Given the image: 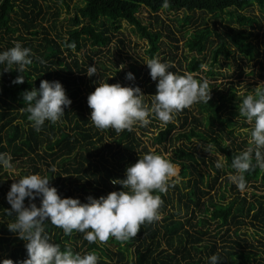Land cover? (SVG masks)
Returning <instances> with one entry per match:
<instances>
[{
    "label": "trees",
    "instance_id": "16d2710c",
    "mask_svg": "<svg viewBox=\"0 0 264 264\" xmlns=\"http://www.w3.org/2000/svg\"><path fill=\"white\" fill-rule=\"evenodd\" d=\"M41 1L0 0V51L13 47L18 41L35 54L33 64L25 73L16 69L5 71V65H0V152L10 153L13 165L19 161L22 168L20 174L12 178L0 171V261L11 259L16 264L27 258L26 241L8 229V224L15 221V215L6 213L11 207L6 193L13 179L30 173L48 176L50 186L57 189L61 198H79L86 203L89 195L99 198L123 190L121 185H113L110 181L123 179L126 167L152 151L144 140L148 134L146 126H134L132 131L120 133L111 128L100 131L89 120L91 109L87 106V96L97 84H113L115 77L107 79L106 73L99 69L115 75L118 68L113 63L106 65L101 56L105 52L103 48H110L114 38L121 34L123 21L132 27L139 39L146 41L147 58L131 61L121 78L127 80L126 73L132 72L135 79L130 81V86L143 87L149 93L148 104L151 103L156 82L151 80L144 63L157 57L164 45L179 48L180 38L171 26H164L162 22L159 28L143 23L140 12L145 8L158 24L159 12L165 10L183 12L175 19L182 28L194 26L191 31H185L187 37L182 43L183 49L190 54L188 62L183 69L172 67L170 71L179 75L191 73L200 80L197 71L208 77L216 76L220 72L214 69L221 58L243 56L256 61L257 66L251 69L249 76L257 80L245 85L244 90L237 89L231 81L219 90H210L208 104L198 103L206 117H198L187 108L167 126L152 124L156 132L147 137L151 145L162 147L169 153L167 158L179 166L174 186L166 193H156L163 200L160 220L141 225L136 237L127 242L110 237L107 242L94 244H89L78 232L65 236L62 229L46 222L50 241L60 244L62 250L67 245L81 254L94 251L99 257L98 264H208L213 253L221 258L219 264H264V170L256 168L245 174L247 189L243 193L224 176L227 171H234L230 167L233 156L248 147L246 139L237 141V122L233 117L239 115L242 97L260 87V81L264 82V50L249 39L251 34L245 29L229 35L215 32L214 27L207 24V14L213 16L215 26L219 14L227 10L229 15L233 14V9L241 24L261 27L258 17L246 16L243 10L257 6L264 13V0H169L167 8L162 7L163 0H60L61 6L70 11L65 17L67 24L63 31L55 21L48 28L39 21ZM262 17L264 19V15ZM165 36L168 42L163 40ZM118 39L122 49L133 52L130 41L126 42L124 36ZM73 42L75 48L67 46ZM207 49L210 62L204 59ZM82 50L86 51L80 56ZM171 54L170 59L176 60V52ZM160 60L167 62L165 56ZM181 60L177 59L180 66ZM93 64L97 73L87 80V68ZM203 64H208V68H202ZM17 75L24 76V83L12 84ZM41 80L59 81L72 103L65 109L62 124L46 121L37 132L27 120L28 114L21 111L25 107L22 93L38 89ZM151 119L157 121L154 117ZM243 124L249 125L244 119ZM209 140L216 145L214 151L224 157L222 169L214 167L218 160L215 156L205 155L200 150L203 148L198 143L206 146ZM154 152L163 155L162 150ZM51 165L56 166V173L48 171ZM207 168L209 175L205 178L200 171ZM210 170L214 171L211 179ZM218 179L221 181L218 191L223 199L215 198L212 192L216 190L214 184ZM231 189L236 195L226 201L225 192ZM33 202L39 207L38 198ZM28 203L26 198L25 206ZM232 224L236 226L232 233L226 232L218 240L215 238L222 229L230 231ZM247 225L257 243L241 233ZM211 231L215 233L212 235ZM208 234L211 239H207Z\"/></svg>",
    "mask_w": 264,
    "mask_h": 264
},
{
    "label": "clouds",
    "instance_id": "9594fccd",
    "mask_svg": "<svg viewBox=\"0 0 264 264\" xmlns=\"http://www.w3.org/2000/svg\"><path fill=\"white\" fill-rule=\"evenodd\" d=\"M168 6L169 0H163L162 7ZM67 46L75 48V43ZM34 55L30 48L17 41L13 47L0 51V65H5V71L16 69L25 73L33 64ZM40 62L44 63L43 60ZM144 64L149 69L151 80L156 82L151 103L145 102L139 86L101 82L87 96V106L91 109L89 120L96 129L104 131L111 128L116 133L132 131L136 125L147 126L151 122L150 117L158 120L161 126H167L184 109L195 103L208 104L211 99L207 79L198 80L191 73L176 74L170 71L173 65L162 62L158 57L147 59ZM123 67L120 66L121 69ZM96 73L95 64L88 66V77ZM125 78L133 81L135 76L128 72ZM22 83L23 75H17L12 81L14 85ZM22 97L25 107L21 111L28 114L27 120L37 132L46 121L62 124L65 109L72 103L62 84L56 80H41L38 89L25 90ZM239 116L251 125L246 129L249 133L248 147L233 156L230 167L234 171L227 175V180L238 191L244 192L247 189L245 174L256 168L264 170V84L242 97ZM198 145L210 154L216 149L211 140L206 146ZM214 167L222 169L224 161L218 159ZM0 171L10 178L17 175L10 153L0 152ZM48 171L56 173L57 168L51 165ZM178 172L179 166L166 156L149 151L126 167L123 179L110 181L113 185H121L123 190L112 191L99 198L89 195L86 203L79 198H61L57 189L50 186L48 176L30 173L13 179L6 193L7 203L11 206L6 213L15 215V221L8 224V229L26 241L27 253V258L16 264H98L99 257L94 251L81 254L70 246L66 245L62 250L60 244L51 242L45 230L46 222L62 229L65 236L74 232L83 234V239L89 244L104 243L110 237L127 242L136 237L141 225L161 219L163 200L156 193H166L174 186ZM26 198L29 201L27 206ZM37 198L39 207L33 202ZM220 261L215 253L208 258V264H219ZM0 264H13V261L4 259Z\"/></svg>",
    "mask_w": 264,
    "mask_h": 264
},
{
    "label": "rangeland",
    "instance_id": "374dc122",
    "mask_svg": "<svg viewBox=\"0 0 264 264\" xmlns=\"http://www.w3.org/2000/svg\"><path fill=\"white\" fill-rule=\"evenodd\" d=\"M41 5H42V11H41V15L39 17V21L48 28V26H51L53 24V22L55 21V25H57V27L59 29H61L62 31L65 29L66 27V22H65V17L70 15V11L68 10V8H64V6H61L60 4V0H43L41 1ZM59 10V12L57 11ZM231 11L233 12V14L228 13V10L225 13L219 14L217 17V22L215 23V26L213 24V16H211V14H207V24L214 27V31L215 32H221L222 34H224L226 32V34L232 35L234 34V32H240L241 30H246V33L248 32L250 35L249 39L253 41L254 44H258L259 48L261 49V51L264 50V19L262 17V15H264V13H261V11L257 8V6H252L246 10H243V14L249 17H258L259 22L261 27H259L257 24H253L252 26H250L249 24H241L239 19H237V17H235V11L233 9H231ZM58 12V14H57ZM183 12L182 11H178V12H169V11H165V10H161L159 12V20L160 23H156L155 19L153 17H150L149 12L147 9L143 8L142 11L140 12L141 17L143 18V23L146 24H150L151 26H157L159 28V26L162 24L168 25L172 27L173 31L176 32V36L180 38V41L178 42L179 44V48H173V46H169V45H164L162 47L163 50H161L160 52H164V53H160L157 56L159 59H162V56H165V60L167 62H169L171 65H173V67H178L179 69H183V66L188 62L189 60V52L185 49H183L182 47V43L185 40V38L187 37L185 34V31L188 29L189 31H191L194 26L193 25H188L186 28L185 26L182 28V26H180L176 21V17L178 15H181ZM174 20V21H172ZM123 23V27L121 30V34H118L115 38L114 41L112 43V45H110V48H103L104 49V54L101 56V60H105L106 61V65L110 66V63H113L116 65V67L118 68V72L114 74H112L110 71L108 70H104L99 69L101 72H105L107 75V79L110 77V79L112 77H115L113 84L116 83H120L121 86H130V81L128 80H124L121 78L122 75V71L127 70L128 69V65L131 61H133L134 59H138V57H142L147 58L146 57V41L139 39L136 35V33H134L132 31V27L130 25H128L126 22H122ZM231 29V30H230ZM54 33H52L53 35ZM121 36H124L127 41H130L129 46L131 48V51L133 50V52L130 51H126L124 49H122V42L119 41L118 38H120ZM163 40H165L166 42H168V38L165 36L163 37ZM135 44V45H134ZM84 51L86 50H82L80 52V56L84 55ZM172 52H176L177 56L175 58H177L178 60H181V66L178 64L177 59L173 60L170 59V56H173L171 53ZM78 55V54H77ZM204 59L207 62H210L209 56H210V51L209 49L206 50V52L204 53ZM199 57H201V55H199ZM185 58V59H184ZM220 64L216 65V69H214V71H219V74H216V76H212V77H208L204 72L201 71H197L196 73H198L201 77V79H207L209 82V87L211 88L210 90H219L222 88V86L225 83L228 82H233L235 84V87H237V89H245V85L249 84H253L257 78L254 76H249V73L251 71V69L255 68L257 66L256 61L252 58L251 60H247L245 57H239L237 56V58H230V59H224L221 58L220 59ZM229 64V65H228ZM121 65H124L123 69L120 68ZM202 68L207 69L208 68V64H203ZM111 70V68H109ZM216 73V72H215ZM241 73V74H240ZM240 74V75H239ZM87 80H90L89 77H86ZM263 81L259 82V85L263 84ZM227 85V84H226ZM143 95L145 96V102L148 103L149 100V93L146 92L143 87L140 88ZM145 92H144V91ZM241 90V91H242ZM190 110L193 111V113L198 116V117H206V113L204 111H200L199 107H198V103L193 104L191 107H189ZM182 112V111H181ZM180 112V113H181ZM182 114V113H181ZM177 118V115L174 118ZM234 120H236L237 125L235 127V134L238 136L237 141H241L243 139H246L247 144H248V138H249V133L246 131V129H249L251 127V125L249 124L248 126H245L243 124V118L240 117L239 115L237 117H233ZM151 122L146 126L147 127V137H150L152 134H154L156 132V127H153L152 124L156 123L158 127H161V123L157 120L156 122H154L151 117H150ZM156 120V119H155ZM245 121V120H244ZM142 127L140 125H136L135 127ZM144 138L145 140V144L148 145V147H150V150L154 151V150H162V153L164 156L168 157L169 153L164 152L162 147H156V146H152L151 142L149 140V138ZM203 153H205V155H210V156H215L217 159H222L224 162V157L223 155H221L219 152L217 151H213L211 154L204 151V149H200ZM15 172L17 175L20 174V170H22V168L20 167L19 161L15 162ZM24 167V166H23ZM202 168H205L204 166H202ZM203 176L206 178L209 173H208V168L206 170H202L200 171ZM179 173V172H178ZM229 173H232L230 171L226 172L227 176ZM214 175V171L210 170V179L212 178V176ZM223 177V176H222ZM178 178V177H177ZM221 183L220 179L217 180V182H215L214 186H215V191L213 190L212 192H214L215 194V198H220L223 199L219 193L220 191H218L219 189V184ZM246 191V190H245ZM244 191V192H245ZM236 191H233L232 189L230 191H226L225 195H226V201L232 199L236 193ZM243 193V192H240ZM169 213V212H168ZM236 228L235 225H231L230 231H226L224 229L220 230L218 232V234L216 235V239L218 240L221 235H223L224 233H232L233 230ZM212 235L215 233L214 231H211ZM241 233H246V235H244L245 237H247L249 239V241H252L253 243H257L256 239L254 237H252V231L249 228V226L247 225V227H243L241 229ZM207 239H211L210 234L206 235ZM259 239H261L259 237ZM221 242V241H220ZM218 242V244L220 243ZM133 248V247H132Z\"/></svg>",
    "mask_w": 264,
    "mask_h": 264
}]
</instances>
